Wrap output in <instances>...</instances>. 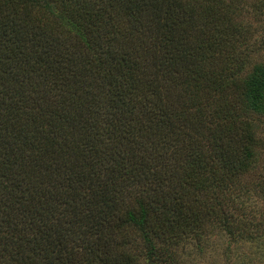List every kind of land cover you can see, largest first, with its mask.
I'll use <instances>...</instances> for the list:
<instances>
[{"label":"trees","instance_id":"16d2710c","mask_svg":"<svg viewBox=\"0 0 264 264\" xmlns=\"http://www.w3.org/2000/svg\"><path fill=\"white\" fill-rule=\"evenodd\" d=\"M247 11L0 0V264L179 263L211 225L264 240L244 199L264 196V0Z\"/></svg>","mask_w":264,"mask_h":264},{"label":"rangeland","instance_id":"374dc122","mask_svg":"<svg viewBox=\"0 0 264 264\" xmlns=\"http://www.w3.org/2000/svg\"><path fill=\"white\" fill-rule=\"evenodd\" d=\"M227 1L232 3L233 8L241 9V12L236 17L234 16L236 18L235 21L247 23L250 19L249 14H252L247 10H252L255 4H259L263 0ZM263 27L264 22L258 23L260 30ZM260 53L264 58V50ZM259 136L264 139V125L259 131ZM259 162L264 165V155ZM251 191L252 194H248L249 197H244L245 200H248L249 208H253L255 211H257L256 207L264 210V196L255 195V187H252ZM255 204L256 206H254ZM207 229L205 243H203L206 248L201 251L197 242L190 240L177 249L180 262L173 264H264V240L253 239L246 241L245 239H240L236 241L220 227L211 225Z\"/></svg>","mask_w":264,"mask_h":264}]
</instances>
